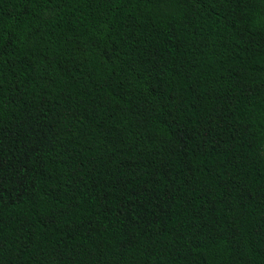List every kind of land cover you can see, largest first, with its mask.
<instances>
[{
	"label": "trees",
	"instance_id": "1",
	"mask_svg": "<svg viewBox=\"0 0 264 264\" xmlns=\"http://www.w3.org/2000/svg\"><path fill=\"white\" fill-rule=\"evenodd\" d=\"M0 264H264V0H0Z\"/></svg>",
	"mask_w": 264,
	"mask_h": 264
}]
</instances>
